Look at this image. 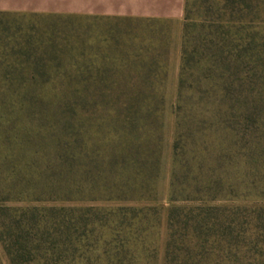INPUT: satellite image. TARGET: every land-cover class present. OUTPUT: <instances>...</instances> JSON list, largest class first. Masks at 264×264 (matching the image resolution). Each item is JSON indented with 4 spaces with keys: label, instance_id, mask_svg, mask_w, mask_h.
I'll use <instances>...</instances> for the list:
<instances>
[{
    "label": "rangeland",
    "instance_id": "rangeland-1",
    "mask_svg": "<svg viewBox=\"0 0 264 264\" xmlns=\"http://www.w3.org/2000/svg\"><path fill=\"white\" fill-rule=\"evenodd\" d=\"M3 21L0 203L158 209L159 264L185 208L264 214V0Z\"/></svg>",
    "mask_w": 264,
    "mask_h": 264
},
{
    "label": "trees",
    "instance_id": "trees-1",
    "mask_svg": "<svg viewBox=\"0 0 264 264\" xmlns=\"http://www.w3.org/2000/svg\"><path fill=\"white\" fill-rule=\"evenodd\" d=\"M263 216L260 210L241 218L239 211L185 208V228L170 220L166 264H264ZM161 222L154 208L0 203V241L11 264H159L152 236Z\"/></svg>",
    "mask_w": 264,
    "mask_h": 264
},
{
    "label": "crops",
    "instance_id": "crops-1",
    "mask_svg": "<svg viewBox=\"0 0 264 264\" xmlns=\"http://www.w3.org/2000/svg\"><path fill=\"white\" fill-rule=\"evenodd\" d=\"M185 0H0V25L7 16L39 14L116 19L181 20Z\"/></svg>",
    "mask_w": 264,
    "mask_h": 264
}]
</instances>
